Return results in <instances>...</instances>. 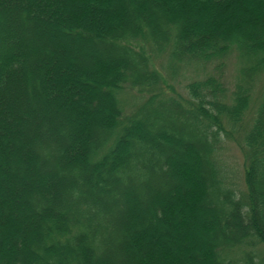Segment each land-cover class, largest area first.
<instances>
[{
  "label": "trees",
  "instance_id": "1",
  "mask_svg": "<svg viewBox=\"0 0 264 264\" xmlns=\"http://www.w3.org/2000/svg\"><path fill=\"white\" fill-rule=\"evenodd\" d=\"M141 262L264 264V0H0V264Z\"/></svg>",
  "mask_w": 264,
  "mask_h": 264
},
{
  "label": "rangeland",
  "instance_id": "2",
  "mask_svg": "<svg viewBox=\"0 0 264 264\" xmlns=\"http://www.w3.org/2000/svg\"><path fill=\"white\" fill-rule=\"evenodd\" d=\"M48 35H52V32H50ZM22 36H23V34L21 33V31H19L18 33H16L14 35V43H12L11 46L9 47V49L3 53V57H6V56L9 57V56L16 54V49H17L16 45L19 43V40L21 39ZM77 42H78L77 40H75L74 38L67 36V35L65 36L64 40H62L63 45H69L74 49V53L67 55V57L68 58L72 57V58L76 59L79 65L86 66L85 62L82 60V57L80 55L81 51H85L86 53L91 54V55L96 54L98 59H99L100 64H105V65H110V64L112 65L113 64L112 59H109L103 55L102 49L100 48V46L98 44H94L93 46H90V47L89 46L88 47H81L78 45ZM30 45L31 46L40 45V47L44 46V44L36 43L34 40H30ZM61 47H62V45H61ZM165 60H166V56H162L161 59L157 60V65H158L159 69L160 68L162 69L161 65H162V63H165ZM235 72H236V61H235V59H229L228 60V67H227L226 72H225L226 73L225 78H226V81L228 83L230 82L232 84L234 82ZM185 75L186 76H183V72H180V75L178 77H176L174 79H172V78L168 79L169 84L173 85V89L170 90V92H173V91L175 92V89H176V91H178L184 97H187V92L185 90L186 81L190 78H193L194 76L196 77V75L194 74V76H192V74H190L189 72H187ZM186 77L188 79H186ZM71 95L74 96L75 94L71 93ZM31 108L33 111H35L33 109L32 105H31ZM104 109H106V108L103 107V110ZM234 144L237 145L236 142ZM234 144H232V143L228 144V151L226 152L227 153L226 158H227L228 164H230L231 167H234L237 169V171H239L238 172V178H239V174H240V178L238 179V181L240 183H242V181H243V167H242L243 161H242V157H241V154H240L238 148ZM13 160H14V157L11 156V161H13ZM15 168L16 167L14 165L10 164L9 171H14ZM19 172L17 173V175L20 174ZM6 173H8V172H6ZM28 174L30 175V171H28ZM46 177H48V178L52 177V172H49V174H47ZM194 228L197 229L200 227L194 226ZM141 264H142V262H141Z\"/></svg>",
  "mask_w": 264,
  "mask_h": 264
}]
</instances>
